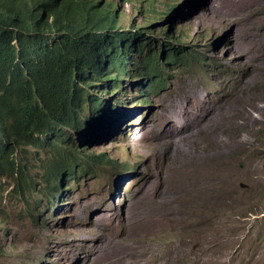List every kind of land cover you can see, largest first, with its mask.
I'll list each match as a JSON object with an SVG mask.
<instances>
[{"label": "rangeland", "instance_id": "1", "mask_svg": "<svg viewBox=\"0 0 264 264\" xmlns=\"http://www.w3.org/2000/svg\"><path fill=\"white\" fill-rule=\"evenodd\" d=\"M107 1L120 13L117 31H134L132 21L146 27V36L157 41L151 46L161 62H166L160 44L169 18L175 41L180 37L185 49L178 52L180 60L163 67L165 90L149 93L147 106L134 104L140 85L125 84L126 96L121 90L103 96L112 106L120 100L124 105L108 111L121 113L109 130L102 125L106 117L98 121L95 127L101 126L86 147L88 153L116 161V167L92 165L57 204L41 195L39 175L55 169L59 159L30 147L21 150V156H29L28 168L40 191L22 202L14 183L2 180L0 264H92L103 237L119 231L130 217L140 215L137 225L165 218L162 209L170 203L157 196L139 198L141 191L157 190L161 183L173 189L171 232L147 234L136 225L134 244L113 239L112 244L123 246L121 264H138L145 257L157 264L166 254L169 264H205L212 256L213 264H264V0H100ZM172 3L178 4L177 12L164 18ZM217 107L221 110L200 128V135L184 131ZM226 133L240 143L225 157L209 162L194 157V145L199 142L194 154H202L215 135L223 137L219 142L227 150L231 143ZM80 140L75 136L74 141ZM123 164L137 166L124 175ZM61 179L62 189L72 184L65 175ZM222 230L227 233L226 250L224 243L217 244ZM209 244L212 248L204 251ZM178 249L177 260L170 252Z\"/></svg>", "mask_w": 264, "mask_h": 264}, {"label": "trees", "instance_id": "2", "mask_svg": "<svg viewBox=\"0 0 264 264\" xmlns=\"http://www.w3.org/2000/svg\"><path fill=\"white\" fill-rule=\"evenodd\" d=\"M118 16L111 1L0 0L1 145L6 148L15 140L18 146L23 140L53 147L63 159L74 158L77 151L66 131L86 126L81 114L85 103L102 113L105 109L100 98L103 92L94 99L86 89L102 84L108 90L118 81L117 74L109 75L107 65L117 66L122 77L130 78L134 54L138 55L134 60L136 76L146 75L149 80L146 88L161 85V80L153 86L150 81L155 72H161L157 52L151 46L157 41L142 31L115 33ZM162 35L167 38L161 41L162 51H171L167 58L174 62L183 43L177 40L178 46H172L173 37L164 30ZM144 100L145 94L136 102ZM98 157L104 158V154ZM105 160L114 166V161ZM67 166L74 167L71 162ZM22 171L9 156L0 161V179L17 174L15 182H22L19 191L28 186ZM70 175L76 178L77 173L70 170Z\"/></svg>", "mask_w": 264, "mask_h": 264}, {"label": "clouds", "instance_id": "3", "mask_svg": "<svg viewBox=\"0 0 264 264\" xmlns=\"http://www.w3.org/2000/svg\"><path fill=\"white\" fill-rule=\"evenodd\" d=\"M177 5H178L177 3H172L171 5H169L168 6V10L164 13L165 14L164 18L167 15H169L170 13H171V16L174 15L177 12V10H178V9L174 10ZM117 13H119V12H117ZM169 20H170V22H169L170 25H169L168 29H163V30L168 33L167 36L171 35L173 37V41H171V42H174L175 41V36L172 33V19L169 18ZM116 25L118 26V21H117ZM133 27H135L134 31L121 29L120 30L121 32L117 31V27H115V31L114 32L115 33L131 32L132 34H134V33H137L138 31H142L143 33H145L144 32L145 31L144 30L145 27L143 28L140 25H136L132 21L131 24H130V28H133ZM164 40H167V38H164ZM177 40H181V38L178 37L176 39V41ZM120 43H121V41L118 42V44H120ZM174 43H176V42H174ZM179 43H180V41H179ZM165 44H166V42H165ZM176 44H177L176 46H178V43H176ZM179 46H181V45L179 44ZM181 49H185L184 46H181ZM181 49H180L179 53H181V51H182ZM163 52H166L167 55L169 53L170 54L172 53L169 50L163 51ZM167 55H166V62H161L160 57H162V56L158 55V52H157V58H158V60H159V62L161 64V68H160L161 72H160V74L155 72L153 74L154 77L150 81H151V85L153 86V85H155V83L158 80H161V85L160 86H156L153 89L146 88V85L149 82V80H147V76L146 75H140L138 77L136 76V68H135V70L133 69L134 73L131 74L130 78H128V77L124 78V77H122V73L119 72V69H118L117 66L116 67L110 66V67H113L115 69V71H113L112 73L117 74L118 75V79H119V74H120L121 78L119 79V81L114 83L112 86H109L108 90H106L107 86L106 85H102V84H101L100 88H97V87L96 88H89V90H91L90 92H89L88 89H86L90 93L92 98H94V99H97L99 97L100 92H103V94H101L100 98L103 101V104H104L103 106L105 107V109H104V112L102 113V112H100L99 109L93 108L92 106L89 107V105H87V103H85L83 111H82L81 114L83 115L82 116L83 117V123L86 124V126H84V128L80 127L79 129H68L66 131V136L68 137L69 142H73L72 147H73L74 151H77L75 153L74 158H70L69 157L67 159H63L61 155H59L58 153L53 151V147L40 146V145L38 146V145H35L33 143L25 142L23 140H21V142H20V144L18 146H16L15 140H10L11 145L6 147V148L3 145L0 144V152H4V156L0 157V161L6 159L9 156V158L12 159L16 163L17 169H23V171H22V173H23L22 180L28 186H22L20 191H19V194L21 196H23V198H24L22 200V202H24L27 199V197L29 195H31V193L39 192L40 191V187L38 188V185L36 183L37 181L31 176V172H30V170L28 168L29 156L28 157L21 156V154H20L21 150H24L26 147H30L32 150H35L36 152H44L45 155L46 154H53V155L57 156V158L59 159L58 166L55 169L47 170V171L43 172L41 175H39L40 176V180H41L40 184H43V187L41 188V193H42L41 195L44 196L45 198H49V201H52L54 203V205L57 204L58 199L61 197V195L68 193L70 188H72L74 185L78 184L79 178H82L84 175H86L87 171L90 169V167L92 165H96V164L110 165V164H105L107 162V160H105V159H108V158H105V155H104V158H100V157H98V155L95 156L93 153H88L87 147H86V142H87L86 140L88 139V137H90L95 132V130H97L101 126V124H99L97 127H95V125L100 123L98 121L100 119L106 117V119L104 118L105 121L102 123V125H104V127L106 128L105 129L106 131L109 130V124H114L113 119H115L116 117H118L121 114L120 112L117 113V111L122 108V105H124L123 100H120L118 102H115V105L112 106L110 102H107L106 99L103 98V96L107 95V98H109V97H111L114 94V92H116V90L117 91L121 90L123 92V96H126V91H124L125 84L130 86V87H132V85H140V91L138 93V98H139V96L145 94V100L142 101V102H137V103L139 104V106L140 105L141 106L142 105L143 106L144 105L147 106L148 98H149L148 94L149 93H154L156 91L162 92L163 90H165L164 77L162 76L163 67H167L170 64L176 63L178 59L180 60V57L177 56L178 54L176 55V59L174 60V62L173 61H169L168 58H167ZM135 56L138 57V55L134 54V55H132V61H130V65L132 67L134 66V64L137 65V60L134 61L135 59H137V58H135ZM164 63H167V65H164ZM108 68H109V66L107 65L106 66V70ZM130 69L131 68H129V70ZM112 73L109 72V75H111ZM115 74L113 75V77L115 76ZM109 79L110 78L108 76L107 80H109ZM124 80H125V82H124ZM120 81H122L123 84H121ZM118 82H119V84L121 86V89H119V90L116 88V86L118 85L117 84ZM80 86L85 89V85H80ZM94 89H95V91H94ZM86 90L84 92L85 94H86ZM143 91H145V92H143ZM117 97L114 98L115 101L117 100ZM138 98H136V99H138ZM108 101H110V100H108ZM191 101L192 102L194 101V97H192ZM134 104H136L135 101H134ZM138 104H136V105H138ZM172 104H175V103H171V105ZM214 104H217V103H214ZM85 106H86V108H85ZM188 106H189V113H190V116H191L190 105L188 104ZM110 109H116L117 111L114 114H109L108 111ZM135 111H137V110H135ZM125 118H126V116H125ZM88 120L90 122H88ZM94 122H95V124H94ZM75 132H77V134H75ZM75 136H77V138H79L81 136L80 143H78L77 141H74L75 140ZM1 142H2V139H1ZM81 150H82V152H79ZM48 151H50V152H48ZM108 160L110 161V159H108ZM70 162L74 165V167L68 168L67 165ZM114 162H115V165L114 166L110 165V166L116 167V161H114ZM136 166L137 165L130 166L129 164H123L122 165V172L124 173V175H127L132 170H135ZM70 170H73L74 172L77 173L76 178H75V176L70 175ZM49 173H51V174H49ZM47 174H49V175H47ZM64 175L67 176V179H66L68 181L67 184H70V180H71L72 184L70 185V187L62 189L61 183L64 180L61 179V178ZM17 178H18L17 174H15L13 177L3 176L0 179V186H1L2 180L3 179H7V180H10L12 183H14L15 188H17L19 190V185H22V182L20 180L15 182V179H17ZM47 179H48V182H46ZM48 185H51L52 187L49 188ZM242 185L244 187H242ZM240 186L242 188H246L245 184H241ZM56 192H57V194H56ZM134 196H135V194H134ZM31 202H34L36 204V200L35 201L33 200ZM133 202H134V200H133ZM26 203H28L27 200H26ZM132 205H133V203H132ZM131 208H132V206H131ZM259 213H257L256 215L259 216ZM260 215H262V216L264 215V210H263V212Z\"/></svg>", "mask_w": 264, "mask_h": 264}, {"label": "bare ground", "instance_id": "4", "mask_svg": "<svg viewBox=\"0 0 264 264\" xmlns=\"http://www.w3.org/2000/svg\"><path fill=\"white\" fill-rule=\"evenodd\" d=\"M260 42L264 46V39L260 40ZM136 101L137 100H135V102ZM136 104H138V103L136 102ZM220 110H221V108L217 107V108H213L212 110L205 111L203 113L204 119L201 120V121L204 122L203 124L200 121L199 123L195 124L193 127H189L188 126L184 131H187L188 133H191L193 135H200V128L204 127V126L206 127L208 125V123H210V121L216 117V115L219 113ZM225 129H226V126H225V128H224V126L221 128V130H223V131H225ZM221 138H223V137H219V136L215 135L213 137V139L208 144H206L204 146L203 149H205V151L202 154H200V153H195L194 154L195 148H196V146H197V144L199 142L197 144H195L194 147H193V155H194V157L196 159H199L201 157L202 158V162H209L211 159H213L215 157H225L227 152H229V149L231 150L236 142L240 143V140H236V139L231 140L230 136H229V133H226L224 138L226 139L227 143H231V145H230V147L227 150H225V148L227 147V144L226 143H220L219 139H221ZM157 185H158L157 190L145 189V190L141 191V193L139 194V198L141 200H148L152 196H157L164 203H170V204H166L164 206V208L162 209V210H165L167 212V214H166L167 218H166V216H165L164 219H162V217H160L161 220H157L156 221L158 223H156L154 221H147L146 220L145 223L137 225L139 223V219H140L139 216L140 215H138V217H134V216L130 217L129 219H127L125 221L126 223H123V225L121 226L119 231H117V232H115L113 234L112 233H108L107 239H105L103 237L101 249L99 250L98 254L95 256L94 261L92 262V264H109V263L121 264V261H122V259L124 257L123 246L119 245V244H112L111 241L113 239H115L118 242H120L121 244H134V240L136 239V237L134 235V229L133 228L136 225H137L138 229H141V232H144V233H147V234L155 233V232H159V231H165V232H168V233L171 232V228H172L174 223H173V221H170L168 219V216L174 211L173 208L171 207V201H172L171 200V191L173 189L172 188H168L165 183H161V184H157ZM207 197H208V195L204 196L202 199L207 200ZM222 213H224V212H222ZM162 214H164V213H162ZM159 221H161V222H159ZM139 232L140 231L138 230L137 233H139ZM210 239L212 240L211 237H210ZM174 242H175V240H174ZM222 243L225 244V245L223 244L224 246H223L222 250L223 249L226 250V247H227V244H228V238H227V233L225 232V230H222V232H221V234H219V238L217 240V244H222ZM176 245L177 246L179 245V241L177 242ZM102 247H105V248H102ZM211 248H212V245L209 244L207 247L204 248V251L208 250V249H211ZM222 250H221V252H222ZM112 251H114L115 253L113 254ZM119 252H121V253H119ZM170 253H171V256L174 257V259L178 260V255L180 253L179 249L178 250H173ZM173 257H172V259H173ZM215 258H216V256L215 257L212 256V257L208 258V260L205 261V264H213V262L215 261L214 260ZM170 260H171V258H170ZM138 264H156V263L153 262L151 259H149V257H145V258H141L139 260ZM157 264H169V255L166 254L165 256H163V261L159 262ZM172 264H175V260H173Z\"/></svg>", "mask_w": 264, "mask_h": 264}, {"label": "water", "instance_id": "5", "mask_svg": "<svg viewBox=\"0 0 264 264\" xmlns=\"http://www.w3.org/2000/svg\"><path fill=\"white\" fill-rule=\"evenodd\" d=\"M242 187H244V186L242 185Z\"/></svg>", "mask_w": 264, "mask_h": 264}]
</instances>
